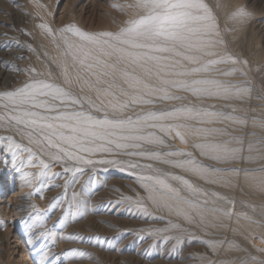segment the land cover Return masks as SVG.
I'll list each match as a JSON object with an SVG mask.
<instances>
[{"label":"snow or ice","instance_id":"obj_1","mask_svg":"<svg viewBox=\"0 0 264 264\" xmlns=\"http://www.w3.org/2000/svg\"><path fill=\"white\" fill-rule=\"evenodd\" d=\"M113 6L123 11L121 5ZM127 7L135 9V14L116 32H86L75 25L57 30L64 45L63 55L70 57L74 70L71 74L66 62L61 65L63 84L38 78L41 74L31 68L26 71L37 78H30L15 89L0 91V128L10 129L22 140H27L25 144L18 142L13 135L0 136V141H7L3 150L12 154L14 165L19 161L17 171L25 167L37 169L35 172L24 171L23 179L30 188L33 182H39L40 187L36 191L41 198L43 189L59 186L53 182L61 175L51 170L55 164L64 165L63 172L72 174L64 181L65 189L75 182L76 174L83 173L82 165H123L133 170L131 174L145 192L144 197L138 194L135 200L130 196L124 199L146 215L150 213L144 200L188 223L198 221L205 227H216L214 221L220 216L231 218L234 214L233 208L219 207L217 201L224 200L233 207L234 201L227 200L218 192L206 190L185 175L155 167L154 163L93 157L110 154L141 158L181 169L209 184H230V178L221 173L240 170L204 164L183 149L160 151L159 147L165 146V137H171L173 132L181 143H187L183 129L190 135L204 138L194 144L201 156L216 162L235 160L243 149L233 146L232 140L239 142V137L214 139L223 135L224 130L205 125H215L224 120L246 124V120L235 115V109L233 113L225 114L191 103L173 105L169 109H156L155 105L163 101L185 100L186 97L176 94L178 90L197 98L243 100L249 95V88L201 74H209L221 64H247V61L215 51L217 45L225 41L217 17L205 0H134ZM249 15L241 7L230 18L244 20ZM38 26L55 38L56 33L48 24ZM71 37L78 38V42ZM29 49L32 50L31 45ZM237 71L246 74L236 68L220 74L231 76ZM74 84L81 91L87 88L94 92L95 99L74 93ZM147 105L153 107L145 110L143 106ZM130 112L134 115H128ZM259 126L264 128V122ZM148 146L158 147L153 150ZM246 179L264 191V176H248ZM77 195L72 193V201L59 218L61 228L87 214V210H82L76 203ZM58 200L56 197L47 209L30 204L28 215L31 222L25 224L29 233L42 229L36 235L51 237L55 243L58 233L48 227V216L42 214L56 209ZM21 222L24 223L23 220ZM174 229L186 231L180 223L168 220L165 227L156 228L150 234ZM60 238L80 239L78 235L63 236L62 233ZM164 239H175L177 245L183 242L180 236H164ZM203 243L215 250L219 242L205 240ZM49 255L50 251L44 252L42 260ZM64 255L71 259L83 257L86 253L70 249ZM52 264L56 261L53 260Z\"/></svg>","mask_w":264,"mask_h":264},{"label":"rangeland","instance_id":"obj_2","mask_svg":"<svg viewBox=\"0 0 264 264\" xmlns=\"http://www.w3.org/2000/svg\"><path fill=\"white\" fill-rule=\"evenodd\" d=\"M34 1L39 3L43 11H45L44 13L47 12L50 22L49 26L51 28L55 26L57 29H60L66 25H75L86 32H116L124 25L126 20L133 17L131 15L136 11L133 8L127 7V5L133 4L134 0H102L100 2L98 0ZM7 2L8 5L5 4L4 7H2L3 9L0 8V12L4 14V19L7 21L6 28H9V30L6 31V33L11 36L10 41H15L20 32L22 34L23 30L28 29V26L22 22L18 10L21 7H27L29 0H7ZM205 2L216 15L221 36L225 41V49L220 54H231L241 61H247V64H221L220 66L222 69L219 65L217 68L219 72L223 69H242L243 72L246 73L245 75L237 71L231 77L223 75H213L209 77L224 80L234 85H245L250 89L249 94L252 97V102L249 101L250 104L246 103L244 106H239L241 103L228 102L221 98L212 99V97H210V100L207 98H197L188 92L178 90L176 94L184 96L186 99L183 101H170L168 104L173 106L191 103L202 106L210 111H219L225 114L233 113V109H235L234 114L247 122L244 124L247 128L246 131H244L245 134L238 135L240 147L243 149L242 156L244 157L246 153H250L255 159L252 161L253 163L250 161H243L240 164L237 163V165L252 170L251 165L264 162V128H250L251 122H256L258 125L264 122V111H261L264 109V0H205ZM113 5H121L123 11L121 8L114 7ZM241 7L245 8L250 15L244 20H241L239 17L230 18L232 13ZM46 34L50 38L53 37L47 32ZM20 40L19 42L23 44L22 52L19 54L20 59L23 61L26 60L28 63L27 68L31 69L33 68L31 63L34 61V55H36L38 51L37 47L28 41L23 42V39ZM29 45H31L32 50L29 49ZM32 46H34L35 49ZM44 59L45 57H42L40 67H34L36 72L41 71L39 72L41 78L61 83L56 74L55 77L53 76L51 78L48 71L45 70L48 66L51 67L53 63L51 60L47 59L44 62ZM163 104L164 102L156 104L155 108L163 109ZM151 108L152 106L150 105L144 109L148 110ZM128 115H134V112H130ZM228 124L229 123L224 120L215 125L205 126H214L223 130H228ZM229 138L230 134L225 131L223 135H218L214 139L228 140ZM173 139L174 144H178L179 146L180 144L183 145L178 137L175 136ZM250 144L252 151L248 150ZM186 145L189 150H194L191 145ZM5 155V152L2 153V156ZM23 155L26 156L27 153ZM93 158L118 159L124 161L133 160L142 163L141 158L137 159L135 157L123 155L97 154ZM6 165H8V163ZM63 167L64 165L61 164H55L52 167L51 170L53 172L61 173L59 177L53 179V182L59 186L43 189V198H45L47 193L53 188L58 189V191L55 192L53 197L49 198L50 202L48 200L47 206L44 208L41 206L40 208L47 209L49 204L53 203L56 197H59V200L56 201L59 206L54 210L42 214L48 216V227L53 228V230L58 233L55 242L57 245L64 243L63 239H60V234L66 232L70 226H72L71 233L73 232L74 235H78L80 239L70 240L71 245L64 249L62 252L63 258L56 261V264H82V261H86V264H202V261L203 264H208L209 261L213 263L218 261L217 257L214 255L213 249L203 243L205 240H212L215 242L222 240L223 237L215 230H200L197 225L194 226V223L181 221V219H173V222H179L186 231L174 229L167 233L150 234L154 229L166 226L168 221L166 217L157 213V210L149 201L144 200L150 213V215H146L142 210L138 209L135 204L124 199V197L130 196L135 200L137 199V194L140 195L139 197H144L142 189L131 183L133 179V177H131L132 175H128L127 178V174L131 173L133 170L126 169L123 165H85L82 166L84 168L83 173L76 174L75 182L70 183L67 189H65L64 181L65 179H70L72 174L64 173ZM160 168L162 169V167ZM4 169L5 167L3 170ZM35 170L37 171V169ZM175 174L180 173L176 172ZM1 179L0 187L2 188L0 189V196L2 199L0 200V223L6 222L13 230V234L6 242L8 256L12 261L16 259L15 263L13 262L14 264H37L42 256L40 252L36 251L38 246L44 247L45 244L47 245L48 242H52L53 240L51 237H42L41 240H38L36 247H34L27 240L26 233L21 229L19 223L16 222L14 225H10L11 220L8 221V218L5 216L6 203L4 201L8 198L7 195H9L10 192L14 194L17 191V170L12 168L11 172L4 174ZM201 186L210 192L220 193L221 196L226 197L229 201H234V207L231 204H225L224 200H218L217 206H224L226 209L233 208L234 211H241V214H246V218L250 220L264 223V193L251 192L241 186H238L232 191H227L217 185L207 183ZM39 187L40 184L38 183L33 188L31 187L30 192L33 193L31 195L32 197L41 200V194L36 191ZM73 192L78 194L76 203L80 205L82 210L86 209L87 214L82 218H78L75 222L70 221L65 227L61 228L58 221L68 208L69 202L72 201ZM182 194L185 195L186 193L183 192ZM13 200H15V198ZM114 201L116 205H114L112 210H108L107 208L112 206V202ZM102 207H107L106 211H103V209L101 210ZM57 212L60 214L55 217ZM155 217H164V219H156ZM13 218L15 217L11 215V219ZM87 227L96 228V230H93L95 233L89 236L86 232H83V230L88 229ZM123 232H125V235L122 234ZM164 236H180L183 242L177 245L175 239L165 241ZM97 237H99V240L96 239ZM193 237L195 239H193ZM262 237L263 236L257 234L254 238L257 246L255 251L251 250L242 238L233 237L231 242L234 243L237 251L235 250L234 254L233 252L227 253L225 257L222 256L221 259L228 264H260V262L264 261V252L261 250L264 249V237ZM8 242L10 243L9 245H7ZM22 246L26 254L24 256L21 254ZM70 249L82 250L86 255L71 259L66 258L64 253ZM253 257L256 259L254 260ZM46 258L45 264H52V261L56 258V254H50Z\"/></svg>","mask_w":264,"mask_h":264},{"label":"bare ground","instance_id":"obj_3","mask_svg":"<svg viewBox=\"0 0 264 264\" xmlns=\"http://www.w3.org/2000/svg\"><path fill=\"white\" fill-rule=\"evenodd\" d=\"M98 1L100 2L102 0H98ZM5 4L8 5L7 0H0V8L1 9H3L2 7H4ZM24 4H26V3H24ZM18 11H19L18 14H19L20 18L22 19V22L26 26H28L27 27L28 29L27 30H23L22 34L20 32L18 37H16L17 39L15 41L11 40L13 42L10 41V37L11 36L7 35V33H6V31H8L9 28L8 29L6 28L7 21L4 19V14L0 12V90H5V91L12 90V89H15L16 87L22 86L30 78H37V77H35L34 74L28 73V71H26L28 69L27 68V64H28L27 61L26 60L23 61L22 59H20L19 54L22 52V47H23L22 42H19L21 37L23 39V40L21 39L23 42L28 41L29 43H32V45L37 47V50H38L37 54L34 55V57H35L34 61L31 63L33 68L35 66L36 67H40L41 62H42L41 61L42 57H45L44 62L46 61V59L47 60H51L53 65H51V67L48 66L45 70H47L48 73H50V77L51 78L53 76L55 77V74H56L57 77L59 78V80L61 81V83L63 84L64 80H63V77L61 75V65L66 62L68 64L69 72L71 74H74V70H73V68L71 66L72 62H71L70 57L69 58H65L64 55H63L64 45H63V42L59 39V33L57 32L58 29L55 26L52 27L53 32L56 33V36H55V38L54 37L50 38L46 34V31L44 29H41L38 26L41 23H46V24L49 25L50 22H49V18H48L47 12L44 13L45 11H43V9L40 7L39 3L34 1V0H29V3L27 5V7H21V8H19ZM134 14H135V11L132 13L131 16H134ZM71 39L74 42H78V38L71 37ZM34 46H32V47L34 48ZM224 49H225L224 44H221V45H217L215 51H217L218 53H221V52H223ZM217 68H218V66H216V69L214 71H212L211 73H209V74H201V75L221 76L220 73L222 71H228L229 70V69H225V70L223 69L222 71L219 72L217 70ZM221 69H222V67H221ZM39 72H41V71H39ZM39 72H37V73H39ZM231 76H233V75H231ZM231 76H226V77H231ZM38 78H41V76L38 77ZM236 86H238V87H246L243 84L236 85ZM72 90H73L74 93H76L78 95H86V96L90 95V96H92L93 99H95V93L94 92H89V90L87 88H84V90L81 91L80 87H78V86H76L74 84V85H72ZM251 98L252 97L249 94L248 96L244 97L243 100H238V99L233 98V99H229V100H225V101L234 102V103H241V105H239V106H244L246 103L250 104L249 101H251ZM207 99L210 100V97L207 98ZM212 99H215V98L212 97ZM163 102H164V104L162 106L163 109H169V108L172 107L171 104H168V102H170V101H163ZM159 103H161V102H159ZM149 106L150 105L143 106V107L147 108ZM160 107H161V105H160ZM261 111H264V109H262ZM226 121H227V123H229L228 124V128H227L228 130L224 129V132L227 131L228 134H230V138L228 140H232L233 137H238V135H240V134H245L244 131H246V129H247L246 125L239 124V123H234L231 120H226ZM250 128L262 129L258 125V123H256V122H253V123L251 122ZM181 131L185 132V139H186L187 143H183V145L180 144V146L178 144L177 145L174 144V139L173 138H175V133L173 132L171 137H165L166 144L163 147H159V150L160 151H175L177 149H183L186 152L192 153L193 156L195 155V157L198 160L202 161L204 164H215L217 167L222 168V169H238V170H240L238 172L229 171V172L221 173V175H224V176L230 178V180H231L230 184H228V185L213 184V185H217L218 187L224 188L227 191H229V190L232 191V190L236 189L238 186H241V187H243V188H245V189H247V190H249L251 192L264 193V191H261L260 188L255 183H253L249 179H246V177H248V176H255V177L264 176V162L263 163H255V164L251 165V167H252L251 169L252 170H249V168H246V167L243 168L241 166H238L237 163L240 164L243 161L244 162H248V161L252 162V161L255 160L250 155V153H246L245 156L243 157L242 156V152L238 154V158L235 159V160H230L228 162L211 161V160L207 159V157L201 156L200 155V151L194 147V144H196L198 142H202V140L204 138L201 137V136L190 135V134H188V132L186 130H183V129ZM8 135H13V137L18 142H22V143H25V144L27 143V140H22V138L19 135H16L12 130L5 129V128H0V136H8ZM6 143H7L6 140L0 141V179L7 172H11L12 168L17 170V168L20 167V163L19 162H16L15 165L13 164V162H12V154L3 150L5 145H6ZM232 143H233V146L240 147L239 142H237L236 140H232ZM186 144H188L189 146L191 145L194 150H192V149L189 150ZM148 147L150 149L155 150V149H157L158 146H148ZM249 151H252V149L249 150ZM4 152L6 153V155L2 156V153H4ZM7 157H8V159H7ZM141 161H142V163H154L155 167H158V168L162 167V169H164L165 171H170V172H173V173H176V172L178 173L179 172L181 175H185L189 179L193 180L194 183H196V184H198L200 186L204 185V183H206L203 180H200V179H198L196 177H193L189 173L183 172V170H181V169H176V168H173V167H171L169 165L159 164V163H155L153 161H148V160H145V159H141ZM7 163H8V165H6ZM82 166H85V165H82ZM4 167H5V169L3 170ZM245 169L248 170V171L247 172L243 171ZM24 171L34 172L36 170H35V168L25 167L21 171H17V179H18L17 188H16L17 191L14 194H11V192H10L9 195H7L8 198L4 201L6 203V206H5L6 207V214H5V216L8 218V221L11 220L10 225H14L16 222L19 223L21 229L26 233L27 240L31 243L32 246L36 247V245L38 244V240H41V238H42V237H38L36 235V233L41 231L42 229H36L32 233H29L27 231V229L25 227V224L31 222V219L29 218V215H28L29 212L31 211L29 206H30L31 203H35L39 208L41 206H43L42 208H44L45 206H47L49 198L53 197L55 192L58 191V189H54L53 188L50 192L47 193V196L45 198H40L41 200L35 199L32 196H29L28 194L31 193L30 192L31 188L28 187L25 184V182H24V179H23V172ZM125 174H127V173H125ZM128 175L131 176L132 174L131 173L127 174V178H128ZM131 177H133V179L131 180V183L135 184L136 186H139L142 189L143 193H144L143 196H145L144 189L140 186V184L137 181V179L133 175ZM38 183L39 182H33L32 188L34 186H36ZM207 184H209V183H207ZM1 188L2 187H0V189ZM137 192H138V190H137ZM14 198H15V200H13ZM1 199H2V197L0 196V200ZM115 201L112 202V206H110L109 208H107V207L106 208L108 210H112L114 205H116ZM49 202H50V200H49ZM225 204H226V202H225ZM222 207L225 208L224 206H222ZM106 208L102 207L101 210L103 209V211H106ZM155 209L157 210V213L159 215L166 217L167 221L168 220H173V219H181V221L183 220L182 218H178V217H176L174 215L169 214L166 210H162V209H159L157 207H155ZM59 212H57V214H55V217L59 216V214H60ZM233 212H234V214L231 216V218H228V217H225V216H220L219 220L214 221V223L216 224V227H211V226L205 227L204 225L200 224L198 221L197 222H193L195 224L194 226L197 225L200 230H205L206 231L207 229H212V230H215L216 232H218L221 235V237H223L222 240L220 239L221 241H219V243H217V246H216L215 250H213L214 255L217 257L218 261L215 260L216 262H214V263L212 262V264H228V263H225V261L223 259H221V257L222 256L225 257V254L231 253V252H233V254H234V252H235V250L237 248H235L234 243L231 242L233 240V237L236 236V238L237 237L242 238L244 240L245 244L251 250H254V251L257 249V246L255 244L256 241H254V238L256 237V235L259 234V235L264 237V223L256 222L254 220H250V219L246 218L245 215L241 214V211H236V210L234 211L233 210ZM8 215H10V216H8ZM11 215L14 216L15 218L11 219ZM33 215H35V213H33ZM249 218H250V216H249ZM22 220L24 221V223L21 222ZM185 224H187V223H185ZM84 227H86V226H84ZM71 230H72V226H70L68 228V230H66V232L62 233L63 236L74 235L73 232L71 233ZM93 230H96V228H94V229L93 228H88V229L83 230V232H86L87 235L90 236L92 233H95V232H93ZM124 233L125 232H123L122 234L125 235ZM12 234H13V230H12V227L9 226V224H6V222L0 223V264H14L15 263L16 259H14V261H12L9 258L7 250H6V242L8 241V239L10 238V236ZM220 235H219V237H220ZM193 239H195V238L193 237ZM17 241H18V239H17ZM63 241H64V243H62L60 245H57L56 242L53 243V241H52V242H48L47 245L45 244L44 247L38 246L36 251L40 252L42 254V256H41L40 260L37 262V264H45V260L47 258H44L42 260V257H43V253L46 252V251H50L51 255L56 254L55 261L61 260L63 258L62 252L64 251L65 248H68L71 245L70 242L72 240L70 241V240H67V239H63ZM115 241H114V244H115ZM9 244L10 243L8 242L7 245H9ZM244 249H246V248H244ZM24 251L25 250H24V248L22 246V249H21L22 256L26 255L24 253ZM215 258H213V259H215ZM228 260H229V258H228ZM19 261H21V260H19ZM67 261H68V259H67ZM24 263H25V261H24ZM82 264H86V261H82ZM260 264H261V262H260Z\"/></svg>","mask_w":264,"mask_h":264}]
</instances>
